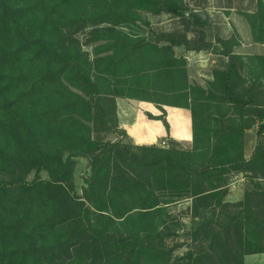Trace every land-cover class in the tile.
<instances>
[{
  "label": "trees",
  "instance_id": "16d2710c",
  "mask_svg": "<svg viewBox=\"0 0 264 264\" xmlns=\"http://www.w3.org/2000/svg\"><path fill=\"white\" fill-rule=\"evenodd\" d=\"M257 7L245 17L264 43V0ZM141 11L200 22L185 0H0V264H244L264 253V54L221 40L224 67L206 87L192 83L174 47H202L141 35ZM86 27L103 40L92 59L74 36ZM117 97L188 108L192 147L135 145ZM99 125L130 142L96 139ZM78 156L92 171L81 195ZM31 170L49 177L28 181ZM239 175L243 197L228 201ZM182 202L193 225L184 233L200 243L176 256L166 240L183 230L171 211Z\"/></svg>",
  "mask_w": 264,
  "mask_h": 264
},
{
  "label": "rangeland",
  "instance_id": "374dc122",
  "mask_svg": "<svg viewBox=\"0 0 264 264\" xmlns=\"http://www.w3.org/2000/svg\"><path fill=\"white\" fill-rule=\"evenodd\" d=\"M185 3L189 5L190 9H194L198 18L199 23H195L191 17L178 16L171 13L162 12L160 14H153L148 11H141L142 17L148 22L139 20L138 24L141 27L140 34L154 38L156 35L174 34L178 36L185 35L188 39H191L194 45L202 47V51L209 57L214 59L205 60V63L198 64L196 62L192 69V83L202 84L206 87L207 81L212 80L214 69H220L224 67L227 62V58L222 56L220 53L225 50V43L221 40L226 41L228 39L233 40L235 45H239L240 37L237 31H232L229 28L225 18L228 14L226 12L229 8L234 9L240 16L245 17V13H253L257 10V0H185ZM236 17L239 18L238 15ZM241 18V17H240ZM239 18V19H240ZM241 21V20H240ZM105 26V25H103ZM91 27H86L74 34L78 39L81 48L89 53V57L92 59L94 56V49L96 46L103 43V40L92 41L90 34ZM126 31L129 29L125 28ZM211 45L206 47L205 45ZM180 49L184 53V50H188L184 45H179ZM226 46V45H225ZM205 47V48H204ZM227 47V46H226ZM234 46L232 47L233 50ZM239 50L243 51V48L239 47ZM200 50H196L199 52ZM212 53V55L210 54ZM237 53V52H235ZM246 55L244 53H238ZM256 54V53H255ZM254 53L250 55H255ZM190 79V78H189ZM250 135L253 136L252 133ZM98 140H120L124 144H128L130 141L126 137H123L122 133L117 129H113L111 132H106L102 125L98 126L96 135ZM90 161L86 156H78L73 159L72 165V180L75 185L76 192L81 195L86 186V179L91 174V168L89 166ZM26 180L32 181L36 176H40L42 179L49 177L46 170L35 171L31 170L26 173ZM189 204L187 202L177 203L171 206L173 217L183 224L178 226L180 232L175 233L172 237L166 240L168 249L173 250V254L176 256L183 255L189 249L196 248L200 242H196L194 238L190 237L189 234L186 236L184 232H189L191 225V211L188 209ZM193 224V223H192ZM186 230V231H185ZM189 230V231H188ZM190 233V232H189Z\"/></svg>",
  "mask_w": 264,
  "mask_h": 264
},
{
  "label": "crops",
  "instance_id": "0c3cea01",
  "mask_svg": "<svg viewBox=\"0 0 264 264\" xmlns=\"http://www.w3.org/2000/svg\"><path fill=\"white\" fill-rule=\"evenodd\" d=\"M225 18L233 31H237L240 37L239 45H235L233 52L250 55L252 53L264 54V43L253 41L252 32L247 19L240 16L234 9L229 8ZM236 15L239 16L236 17ZM241 20V21H240ZM182 46V45H181ZM243 48V51L238 48ZM177 57L187 60V68L190 81H192V69L196 62L205 63V60L214 59L200 50H184L180 46L174 47ZM212 55V53H210ZM202 85V84H200ZM117 117L119 128L124 130L129 139L135 145H160L166 146L169 141H174L181 148L190 149L193 144V129L191 112L188 108L161 104L128 97H117ZM164 117V119L162 118ZM165 120V122H164ZM257 127H253L245 133V156L249 158L257 143ZM250 133L253 134L250 135ZM163 141L165 145H163ZM229 192L226 196L228 201H238L244 194V178L242 175L235 176L228 185ZM189 204V202H187ZM244 264H264V253L247 254Z\"/></svg>",
  "mask_w": 264,
  "mask_h": 264
},
{
  "label": "built area",
  "instance_id": "2783aa9c",
  "mask_svg": "<svg viewBox=\"0 0 264 264\" xmlns=\"http://www.w3.org/2000/svg\"><path fill=\"white\" fill-rule=\"evenodd\" d=\"M163 145H165V142L163 141V143H162Z\"/></svg>",
  "mask_w": 264,
  "mask_h": 264
}]
</instances>
